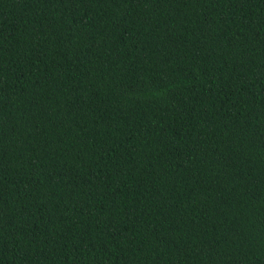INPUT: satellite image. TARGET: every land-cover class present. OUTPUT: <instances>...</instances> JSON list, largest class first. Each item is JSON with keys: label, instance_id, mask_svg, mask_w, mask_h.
I'll return each instance as SVG.
<instances>
[{"label": "trees", "instance_id": "16d2710c", "mask_svg": "<svg viewBox=\"0 0 264 264\" xmlns=\"http://www.w3.org/2000/svg\"><path fill=\"white\" fill-rule=\"evenodd\" d=\"M0 264H264V0H0Z\"/></svg>", "mask_w": 264, "mask_h": 264}]
</instances>
